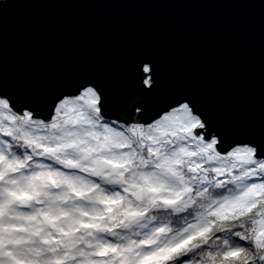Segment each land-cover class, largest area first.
I'll use <instances>...</instances> for the list:
<instances>
[{"label":"snow or ice","instance_id":"obj_1","mask_svg":"<svg viewBox=\"0 0 264 264\" xmlns=\"http://www.w3.org/2000/svg\"><path fill=\"white\" fill-rule=\"evenodd\" d=\"M122 63L116 97L95 62L61 65L67 91L0 77V264H264V113L163 87L151 52Z\"/></svg>","mask_w":264,"mask_h":264},{"label":"water","instance_id":"obj_2","mask_svg":"<svg viewBox=\"0 0 264 264\" xmlns=\"http://www.w3.org/2000/svg\"><path fill=\"white\" fill-rule=\"evenodd\" d=\"M129 49L155 54L163 87L195 91L223 119L264 113V0H11L0 15V77L24 91L75 87L58 70L78 61L101 64L100 87L119 96Z\"/></svg>","mask_w":264,"mask_h":264},{"label":"trees","instance_id":"obj_3","mask_svg":"<svg viewBox=\"0 0 264 264\" xmlns=\"http://www.w3.org/2000/svg\"><path fill=\"white\" fill-rule=\"evenodd\" d=\"M144 119H145V117H144Z\"/></svg>","mask_w":264,"mask_h":264}]
</instances>
